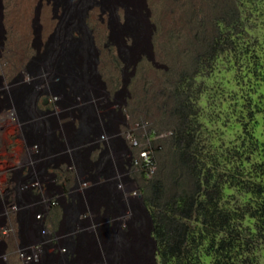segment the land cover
I'll use <instances>...</instances> for the list:
<instances>
[{"label": "rangeland", "instance_id": "obj_1", "mask_svg": "<svg viewBox=\"0 0 264 264\" xmlns=\"http://www.w3.org/2000/svg\"><path fill=\"white\" fill-rule=\"evenodd\" d=\"M81 1L91 5L84 12V21L93 39L99 80L95 81V85H90L88 92L99 116L98 129L102 130L103 137L106 135L105 141L108 144L105 145L108 154H104V162L94 164V173L89 177L94 178L98 173L95 179L97 185L103 180L110 182L114 172L120 171L117 151L121 145L110 142L109 137L114 139L112 136L118 127L117 123L122 120L130 124V130L139 139L141 146L146 145L147 135L151 137V145L155 148V169L150 175L132 171L134 188L140 194L131 204L124 202L133 208L129 219L134 218V224L130 228L124 219L128 216L123 213V203L116 201L115 190H112L111 195L113 202L105 206L96 204L89 194L91 191L84 190L87 186L80 188L87 182L81 181L85 178L84 166L91 169V163L84 153L90 141L79 143V140L74 139L76 144L73 161L69 160L68 166L64 161H58L57 169L53 170L58 176L57 180H60L68 192L74 189L77 182L80 186L77 187L80 189L77 190L79 193L74 196L71 215L85 207L91 209L86 212L91 218L84 221L81 218L75 219L72 230L70 223L65 224V219L63 228H60L62 215L58 212V207L62 209V206L53 197L50 199V207L46 211H40L44 216L36 218V221L43 220L53 226V229L60 228L63 231L66 236L61 244L75 247L78 264H106L109 258H121L108 247L113 238L120 236L118 247L126 249L127 242L139 239L138 233L142 238L150 227V234L154 237L153 221L151 226L145 219L142 207H145L150 216L151 213L160 212L175 196L192 190L194 178L190 174L191 166L196 163L203 167L204 175L208 174V170L212 174L209 184L221 185V195L215 192L214 197L219 206L223 207V212L237 209L240 213L237 219L230 220L232 226L226 225L217 232L215 248H219V238L225 239L226 247L232 239L237 244L232 249L235 252L231 256L224 258V251L221 250L222 262L264 264V232L259 233L254 219L249 218L245 210L249 196L231 181L234 175L238 176L243 170L245 175L253 161H261L255 155H249L250 159L246 158L244 126L251 127L250 119L246 116L248 109L254 110V116L264 119V111L257 110L259 103L264 105V85L252 92L249 83L253 81V77L250 78L248 72L249 67L255 63L264 65V0ZM16 7L18 0H1L0 181L6 180L10 186L15 184L6 200L0 202V211L5 213L7 221L15 227L7 241V264H22L16 254L17 246L36 239L27 232V216L19 213V210L25 208L12 198L13 190L28 183L30 177L38 181L40 176L44 178L50 175L49 178L53 179V172L50 174L43 171V164H40L44 155L39 154L38 146H34L38 144L32 141L35 128L24 133L22 124L42 118L41 133H46L50 126L53 133L60 132L65 136V145L75 136L78 127L76 116L71 117L66 108H60L46 94L38 97L37 106L45 109L44 105L48 104L47 108L55 111L39 114L31 108L29 117L24 118L20 117L11 96L5 100V94H11V91L24 82L36 81L33 83L34 90L49 88L48 70L41 60L58 47L53 46L52 40L81 36L76 28L66 35L65 27H61L65 25L62 20L66 18L67 26L76 18L70 16V9L65 7L64 10L57 0H25L24 20H13L11 17ZM44 34V40H41ZM146 37L150 39L153 59L148 57ZM143 39V44L138 48L137 43ZM34 62L39 63L36 68ZM85 62L82 60L81 64L85 65ZM84 68L82 67L83 70ZM53 79L58 80L59 77ZM251 95L253 98L249 99ZM81 103L78 99L75 106ZM181 110L183 113L190 112L191 120L187 131L193 135L188 151L195 159L190 162L187 159L190 163L188 168L181 166L170 140V136L181 125L178 115ZM60 111L62 115L59 114ZM72 119L73 127L70 124ZM92 135L96 140V135L90 132L89 136ZM100 142L104 146L103 141H99L98 145ZM96 146L97 144L94 145ZM62 150L59 151L61 155ZM90 155L93 160L100 154L93 150ZM242 160L244 163H241ZM33 170L35 176H30ZM16 171L29 174V177L9 180L17 176ZM89 181V185H92L93 181ZM104 186L110 188L109 184ZM210 189L215 190L214 187ZM45 197L48 199L50 196L46 194ZM82 197L85 201H82ZM52 200L56 202L52 203ZM145 200L150 203L149 206L145 205ZM39 201L40 199L36 202L39 204ZM65 201H70V197L66 195ZM86 201L87 205H82ZM104 208V214L100 215ZM34 212L36 215L40 214L39 211ZM112 213L119 215L120 223L113 222ZM105 215L106 218L103 219ZM15 217L19 218L18 224ZM85 223H89L90 228H86ZM194 224L199 227L202 225L201 220H191V226ZM144 238L140 249H135L141 255L138 259L142 264H163L158 242L154 243L147 235ZM147 250L152 252L153 261L150 263L147 259L142 260ZM193 255L195 258L181 264H214L216 259L215 255H199V252ZM48 259L50 260L49 255L45 253L40 264ZM121 260L125 264L126 258ZM133 260L136 264V258L131 261ZM165 264H175V261Z\"/></svg>", "mask_w": 264, "mask_h": 264}, {"label": "bare ground", "instance_id": "obj_2", "mask_svg": "<svg viewBox=\"0 0 264 264\" xmlns=\"http://www.w3.org/2000/svg\"><path fill=\"white\" fill-rule=\"evenodd\" d=\"M24 1L25 0H18V7L16 9H13L11 13V17L13 20L23 19L25 16V8H24ZM76 1L78 3L76 4ZM87 1V0H86ZM60 4H62L64 10L65 7L67 9H70L69 15L73 18L75 17L76 20H72V23L70 25L66 26V18L62 20L63 24L61 27H65L66 29V35L70 33V31L73 28H76L78 32L81 34L80 37L71 38L68 39V36L63 39H53V46L56 47V50L52 54L44 55L41 63L44 66L45 69L48 71V77L50 78L49 82V88L41 89V90H34L33 89V83L36 81H31L30 83H21L19 86L16 87L15 90L11 91V94H5V100H8L12 97L13 104L16 107V109L19 111L20 117H29V111L30 109H34L36 113L39 112V114H46V113H53L55 110L51 108H47L49 105L45 104V109H41L39 106H37V102L39 100L38 97L42 94H46L49 96L50 100L54 101L60 108H66L67 112L70 113L71 117L78 119V127L76 128L75 136L70 140L68 145H65V136L62 133H53L52 128L46 131V133H41L42 130V124L43 119L40 118L38 120L32 121V122H26L22 124L23 132L32 131L31 129L35 128L34 133L31 137H33V142L37 143L39 154L44 155L41 159V163L43 164V171H47L50 174H52L53 179L49 176H46L38 179V181L32 180L33 178H29V182L25 183L24 186H17L16 190H13L12 192V198L18 201L21 205L22 210H19V213H24L27 216L28 223L35 224L37 223L35 215L36 212L34 211H46L50 207L49 199L55 197V194L59 193V203L62 206L58 207V212H60L61 217V223L60 228L62 227L63 221L66 219L65 224L70 223L71 230L74 228V220L80 219L81 214L90 211V208L81 207V211H75L71 215V208L72 204L74 202V195L73 192H68V189L66 190V187L60 182V180H57V174L54 172L53 168H56L58 166V161H64L65 165H70L69 160H72L75 156V149L74 146L76 144L75 140H79V143L83 142H89L87 147L84 149L85 156H87V160L89 159L91 163V168H93L94 164L103 163L104 160V154H108V149L105 147L102 149V152H99V156L97 158H94L92 160L90 154L92 153L93 149L95 148L93 143L95 139V136H89V133H93L96 135V139L103 137L102 130L98 129L97 122L99 121V116L96 113L95 106L93 105V101L91 100V96L88 92V88L90 85H95V81L98 80V74L96 72V54H95V47L93 44V39L91 36L90 30L87 28L85 21H84V12L88 7L91 5L89 2H82L81 0H57ZM0 8H1V0H0ZM68 11V10H67ZM18 23V22H17ZM22 25V24H21ZM20 25V26H21ZM21 28V27H20ZM64 29V30H65ZM146 36V35H145ZM45 34L42 36L41 40H44ZM57 37V36H55ZM54 37V38H55ZM148 37V34H147ZM146 37V46L148 49V57L150 59H153L152 52L150 50L151 44L150 39ZM144 39L142 42H138V48L143 44ZM87 51V53H86ZM89 57V58H88ZM38 58V57H36ZM88 58L87 60H84ZM86 61L85 65L81 64V62ZM34 62V68L37 67L39 63ZM84 68V70L82 69ZM58 76V80H54L53 78ZM11 96V97H10ZM82 102L81 104L78 103V99ZM23 110L24 112H21ZM24 113V115H23ZM64 113V112H63ZM59 114L62 115V112L60 111ZM51 119V118H50ZM49 119V121H50ZM55 121V120H54ZM71 127L74 125V121L70 122ZM56 125V123H55ZM57 126V125H56ZM54 134V136H53ZM102 136V137H100ZM114 139H111L109 137L110 142H118L122 148L123 144H125L124 140L119 135V129L116 128V131H114V135L112 136ZM105 145L107 144L105 139L103 140ZM43 143V145H42ZM49 143V146L47 145ZM90 144H94L93 146H90ZM108 146V145H107ZM46 147V148H43ZM63 149V150H62ZM62 150V155L59 154V151ZM43 151V153H42ZM37 152V151H36ZM36 152L33 154L35 155ZM80 153V152H78ZM61 157V158H60ZM71 161V162H72ZM88 161V162H89ZM108 162V161H107ZM128 163V161H127ZM117 164L120 167V171L114 172V177H111L112 182L108 180H103L102 183H98L95 185L96 178L98 177V173L93 177H87L84 179V181L91 180L93 181L92 185L87 186L84 190L91 191L89 194L93 197V199L96 201V204H103L105 206H108L109 203H112L113 200L111 198L112 192L115 190L116 194V201L119 203H123V213L126 212L127 206L131 204V202L134 200V198L138 197H129L125 199L124 194L122 191H120L117 188V179L116 175H123L125 172L126 165L124 164V161L120 160V157L117 159ZM129 165V163H128ZM71 167V166H70ZM67 168V167H66ZM57 169V168H56ZM62 169V168H61ZM30 170V169H29ZM19 171V170H18ZM16 171L15 173H17ZM60 171V170H58ZM97 172V169H96ZM59 174V173H58ZM35 176L34 170L32 171V174ZM29 177V174H23L18 172L17 176L14 178H10L9 180H20V179H26ZM57 181V182H56ZM62 181V180H61ZM59 182V183H58ZM28 186L30 187H27ZM110 185V188H106L104 185ZM0 185H3V187L0 186V202L5 201L6 198L9 196V193L11 192V189L14 187L15 184L10 186L7 181H0ZM78 186V182L77 185ZM114 188V189H113ZM113 190V191H112ZM50 196L48 199L45 197V195ZM70 197V201H65V196ZM38 199H40L39 204L36 202ZM82 201H85L84 197L81 198ZM89 200V197H88ZM128 202L129 204H125ZM86 203H82V205L86 206ZM45 205V206H44ZM48 206V207H47ZM52 207H54L52 205ZM51 207V208H52ZM35 208V210H34ZM109 208V207H107ZM80 210V209H79ZM81 212V213H80ZM142 212L144 216L146 217L149 224L152 226V218L147 214V211L145 207H142ZM126 214V213H125ZM91 216V215H90ZM89 216V217H90ZM112 220L113 222L120 223L121 219L119 218L118 214L112 213ZM88 217V218H89ZM60 218V217H59ZM57 217V219H59ZM87 217L83 218V221L85 219H88ZM91 218V217H90ZM103 219L106 218V215L102 217ZM82 219V218H81ZM14 220L17 222L19 221V218H14ZM125 221L128 223V226L131 228L132 224H134V218L133 219H125ZM86 224V223H85ZM84 224V225H85ZM86 228H90L89 223H87ZM151 228V227H150ZM150 228L146 229V234H143L142 238H140V234L138 233L139 239H135L134 241L127 242L126 249L121 248L119 249L118 243L120 241V236L113 238L109 243L111 245H108V247L112 248L114 252L120 256L121 258H126L125 264H134V260L132 258H136V264H142L143 262L138 259V256L140 252L138 250L140 249V246L142 245V240L144 241V237L147 235L151 240L156 243L155 238L150 234ZM72 239V237H71ZM117 241V242H114ZM134 242V243H133ZM123 243V242H122ZM114 246V247H113ZM138 249V250H135ZM106 252V249H105ZM132 253L131 255L129 254ZM139 253V254H138ZM148 253V254H147ZM147 253H144V257L142 260H146L150 263L153 261L152 259V252L147 250ZM121 258H117L115 260H111L110 258L107 259L106 264H124V261L121 260ZM131 258V259H129ZM52 260V259H50ZM49 259L44 262V264L48 263L50 261ZM101 261V260H100ZM99 261V262H100Z\"/></svg>", "mask_w": 264, "mask_h": 264}, {"label": "trees", "instance_id": "obj_3", "mask_svg": "<svg viewBox=\"0 0 264 264\" xmlns=\"http://www.w3.org/2000/svg\"><path fill=\"white\" fill-rule=\"evenodd\" d=\"M248 72L250 73V78L253 77V81L249 83L251 91L255 92L258 86L264 85V65L255 63L249 67ZM252 98L251 95L249 99ZM260 104H258V112L264 111V105ZM248 112L245 114L250 119L251 127L247 128L244 126L246 133L244 151L247 154L246 158L250 159V156L255 155V157H260L261 159H259L261 161H253L247 168L248 170L245 175L243 174V170V173H239L238 176L234 175L231 181L233 185L243 190L244 194L249 196L245 210L248 213V217L254 219L259 233H263L264 119H260L259 116H254V110L249 111L248 109ZM178 115L181 119V125L170 136V140L175 152L178 154V160H180L181 166L188 168L190 165L189 162L195 159L194 156H190L188 151L193 142V135H190V132L187 131L189 120H191L189 119L190 112L183 113L181 110ZM241 163H244V161L242 160ZM191 167L190 174L194 178L192 180L194 184L192 190H187V192L182 191L184 193L175 196L160 212L157 211L156 213L150 214V216L152 215L151 218L153 221L152 233L158 242L161 261L163 264L171 260L175 261V264H181L183 261L188 263V260L195 258L193 254H198L199 252V255L200 253L207 256L215 255L216 259H214V264H225V262H222V258L231 256L235 252L232 249H235L237 244L235 239H232L228 242L227 248L225 239L219 238L217 241L219 248H215L217 232L226 225L232 226L230 220L237 219L240 213L237 209L236 211L223 212V207L219 206L218 200L214 197L215 192L221 195V185L219 183L216 186L209 184L212 176L209 170L208 174L204 175L202 166L195 163ZM158 186L162 187V185ZM213 187L215 190L210 189ZM145 205L149 206L150 203L145 200ZM191 220H201L202 225L200 227L195 224L191 226ZM221 250L224 251L223 257Z\"/></svg>", "mask_w": 264, "mask_h": 264}, {"label": "built area", "instance_id": "obj_4", "mask_svg": "<svg viewBox=\"0 0 264 264\" xmlns=\"http://www.w3.org/2000/svg\"><path fill=\"white\" fill-rule=\"evenodd\" d=\"M117 126L119 129V135L125 142L123 148H121L122 146L119 147L117 157H120V160L124 161V164L126 165V170L123 175H116L117 188L122 191L125 199H127L130 196L134 197L140 194L136 192V189L134 188L135 178L132 171H139L146 175H150L154 171L156 164L154 155L155 148L151 145L152 142L149 135H147L146 145L141 146L139 139L133 135V132L131 131L132 127H129L130 124L126 120L117 123ZM133 129H135V127ZM99 141H102L101 138L94 140L93 143L98 145ZM102 146V142H100L98 147L101 148ZM27 187H29L28 184ZM73 190L77 191L79 189L74 188ZM55 202L56 201L52 200V203ZM131 209L132 207L128 205L126 212L130 213ZM39 213L40 214L36 215L37 218L44 216L43 212L39 211ZM4 214L5 213L1 210L0 264H7V256L9 254L7 241L9 236L15 231V227L9 223V220L7 221ZM28 226L29 230L27 232L34 235L36 239L17 246L16 254L22 264H40L45 253H47L49 258L52 259L48 261L47 264H76L71 247L61 244L66 235L60 230V228L53 229V226L43 222V220L35 224L29 223Z\"/></svg>", "mask_w": 264, "mask_h": 264}, {"label": "clouds", "instance_id": "obj_5", "mask_svg": "<svg viewBox=\"0 0 264 264\" xmlns=\"http://www.w3.org/2000/svg\"><path fill=\"white\" fill-rule=\"evenodd\" d=\"M123 121V120H122ZM109 123H110V121H109ZM106 135H104V137H102V136H100V137H102L101 138V140L103 141L106 137H105ZM104 138V139H103ZM36 146V145H35ZM105 148V143H104V147L102 146L101 148H99L98 147V145L93 149L94 151H98V152H100L102 149H104ZM88 161H89V159H88ZM78 162V161H77ZM90 162V161H89ZM70 163V162H69ZM90 163H93V162H90ZM88 167L86 166H84V168H83V172L85 173L84 175H85V178L84 179H86L87 177H89V175H93V173H94V169L93 168H88ZM88 171H89V173H88ZM86 173H87V175H86ZM84 179H82L81 181H83ZM84 182V181H83ZM84 183H86V185H84V186H82V187H80L79 186V184H78V186H76L77 184H75V187L74 188H77V187H80V188H84V187H86V186H88L89 184H90V181L88 180L87 182H84ZM30 187V186H29ZM31 188V187H30ZM80 190V189H79ZM83 191V190H82ZM71 192H73V194L75 195L76 193H79L78 191H74V190H71ZM57 197V198H56ZM59 193H57V194H55V197L53 198V199H57L58 201H59ZM49 203H51V200L49 199ZM104 211H105V208H104V210L103 211H101V214L100 215H102V214H104ZM86 213V212H85ZM126 214L125 215H127L128 217H127V219H129V217L133 214V208L131 209V211H130V213L129 212H125ZM90 216V214H88V213H86V214H81V218L83 219V218H85V217H89ZM35 217H36V215H35ZM124 218V217H123ZM124 219H126V218H124ZM63 243V242H62ZM64 245V244H63ZM75 247H71V250H72V253H74V257H75V262H76V264H78L79 263V259H78V257H77V254H76V252H75V249H74ZM83 264V263H82Z\"/></svg>", "mask_w": 264, "mask_h": 264}]
</instances>
